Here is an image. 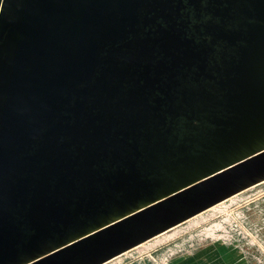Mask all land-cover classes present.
Wrapping results in <instances>:
<instances>
[{"label": "water", "instance_id": "water-1", "mask_svg": "<svg viewBox=\"0 0 264 264\" xmlns=\"http://www.w3.org/2000/svg\"><path fill=\"white\" fill-rule=\"evenodd\" d=\"M150 1L0 0V264L114 263L264 182V116L219 133V152L178 158L157 191L162 180L144 152L128 150L155 121L78 118L71 129L66 113L102 96L93 82L105 54L130 38ZM246 52L243 79L250 85L256 68L264 111V23ZM43 137L78 155L36 151ZM105 164L112 170L102 176ZM78 167L100 175L90 181ZM82 217L89 227L66 235Z\"/></svg>", "mask_w": 264, "mask_h": 264}, {"label": "flooded vegetation", "instance_id": "flooded-vegetation-1", "mask_svg": "<svg viewBox=\"0 0 264 264\" xmlns=\"http://www.w3.org/2000/svg\"><path fill=\"white\" fill-rule=\"evenodd\" d=\"M261 14L264 0H151L130 38L105 54L93 82L102 96L96 91L91 100L73 103L74 110L66 113L71 129L78 118L155 121L128 150L138 152L139 146L162 180L154 191L163 189L178 158L219 152L220 134L240 132L245 123L241 118H263L254 99L259 92L256 68L251 67L250 85L243 79L246 48L264 23ZM126 139L122 134L116 140L126 144ZM47 144L61 150L66 162L78 155L74 147L65 150L64 139L48 143L43 137L35 150ZM104 166L102 176L112 170ZM81 169L87 168L77 171ZM93 175L100 174L85 170L90 181ZM88 221L82 217L75 227L69 224L65 234L88 228Z\"/></svg>", "mask_w": 264, "mask_h": 264}, {"label": "rangeland", "instance_id": "rangeland-1", "mask_svg": "<svg viewBox=\"0 0 264 264\" xmlns=\"http://www.w3.org/2000/svg\"><path fill=\"white\" fill-rule=\"evenodd\" d=\"M110 264H264V182L178 224L138 255Z\"/></svg>", "mask_w": 264, "mask_h": 264}]
</instances>
